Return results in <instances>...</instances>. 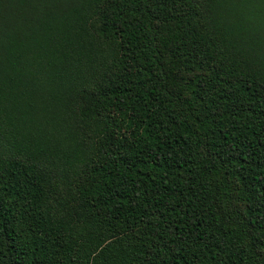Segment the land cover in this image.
I'll return each mask as SVG.
<instances>
[{
	"label": "trees",
	"instance_id": "obj_1",
	"mask_svg": "<svg viewBox=\"0 0 264 264\" xmlns=\"http://www.w3.org/2000/svg\"><path fill=\"white\" fill-rule=\"evenodd\" d=\"M0 264H264V0H0Z\"/></svg>",
	"mask_w": 264,
	"mask_h": 264
}]
</instances>
